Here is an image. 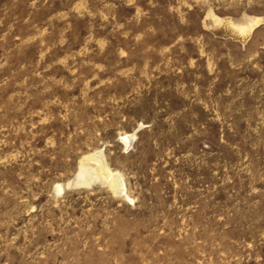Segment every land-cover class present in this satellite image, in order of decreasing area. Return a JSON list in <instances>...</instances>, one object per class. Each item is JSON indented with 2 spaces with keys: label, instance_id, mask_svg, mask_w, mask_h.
Here are the masks:
<instances>
[{
  "label": "rangeland",
  "instance_id": "1",
  "mask_svg": "<svg viewBox=\"0 0 264 264\" xmlns=\"http://www.w3.org/2000/svg\"><path fill=\"white\" fill-rule=\"evenodd\" d=\"M0 264H264V0H0Z\"/></svg>",
  "mask_w": 264,
  "mask_h": 264
},
{
  "label": "bare ground",
  "instance_id": "2",
  "mask_svg": "<svg viewBox=\"0 0 264 264\" xmlns=\"http://www.w3.org/2000/svg\"><path fill=\"white\" fill-rule=\"evenodd\" d=\"M134 137L132 134H127V140L129 143L133 141ZM93 159L97 165L99 170L102 172V174L110 181L111 186L117 191V192H123V188L121 187V179L117 173L112 172L106 165L103 155L100 151H98L96 154L92 155L90 157ZM100 172V174H101ZM101 174V175H102ZM103 176V177H104Z\"/></svg>",
  "mask_w": 264,
  "mask_h": 264
}]
</instances>
